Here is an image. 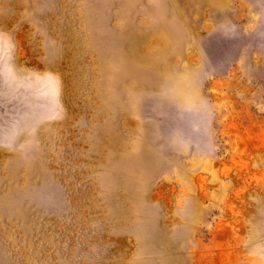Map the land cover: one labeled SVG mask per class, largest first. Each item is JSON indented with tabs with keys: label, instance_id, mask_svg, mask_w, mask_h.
Segmentation results:
<instances>
[{
	"label": "rangeland",
	"instance_id": "374dc122",
	"mask_svg": "<svg viewBox=\"0 0 264 264\" xmlns=\"http://www.w3.org/2000/svg\"><path fill=\"white\" fill-rule=\"evenodd\" d=\"M0 264H264V0H0Z\"/></svg>",
	"mask_w": 264,
	"mask_h": 264
}]
</instances>
